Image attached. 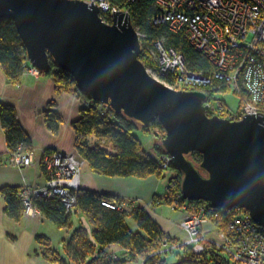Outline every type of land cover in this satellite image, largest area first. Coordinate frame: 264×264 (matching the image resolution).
<instances>
[{"label":"water","instance_id":"water-1","mask_svg":"<svg viewBox=\"0 0 264 264\" xmlns=\"http://www.w3.org/2000/svg\"><path fill=\"white\" fill-rule=\"evenodd\" d=\"M104 10L94 0H0V19L14 22L38 72L52 61L80 93L115 114L146 128L161 123V145L182 172L184 200L247 210L264 227V117L209 116L203 91L171 89L149 73L130 14L114 10L107 23ZM193 153L202 155L198 165Z\"/></svg>","mask_w":264,"mask_h":264},{"label":"trees","instance_id":"trees-1","mask_svg":"<svg viewBox=\"0 0 264 264\" xmlns=\"http://www.w3.org/2000/svg\"><path fill=\"white\" fill-rule=\"evenodd\" d=\"M104 2L108 4L109 9L103 11L101 16L107 23H111V12L114 9L127 11L130 14L131 22L140 35L142 52L139 57L148 70L158 71L157 63L150 55V50H154V44L160 41L166 47L174 48L185 55L187 66L191 71L214 70L210 61L188 44L184 33H170L165 25L154 23V19L160 13L155 0H104ZM0 66L13 83H18L26 69L32 67L27 60L23 41L19 38L14 22L10 19H0ZM45 74L53 79L57 91L71 90V92L80 93L72 76L57 68L52 61L50 70ZM228 88L225 80L213 79L207 87L194 90L203 91L208 96V100L216 101L214 94ZM80 95L84 106L80 110V117L71 125L75 132V149L79 158L83 159L98 175L121 178L133 176L144 178L150 175L162 177L163 170L157 157L164 153L163 145L155 143L153 150L148 151L139 137L135 135V132L139 131L149 132L153 127L163 129L161 123L155 120L151 128L141 127L140 124L129 120L123 114H115L102 103L91 100L86 94L81 93ZM219 101L225 110L220 115L227 117L229 111L225 108V101L221 99ZM238 108L240 109V103ZM209 115L213 113L209 112ZM44 117L46 127L50 131H57L60 128L62 118L57 112L45 111ZM0 126L5 130V141L9 152H15L21 146L25 150L32 149V140L26 135L17 118L16 109L12 105L0 103ZM201 158L202 155L198 153L190 156L195 165L199 164ZM170 167L175 174L169 177L164 197H155V206L157 200L166 205H173L175 208L185 202L181 194L182 172L173 164ZM41 169L44 172L42 166ZM44 173L46 175V172ZM20 193L21 189L18 188H0V195L4 196L6 201L5 213L15 221L21 220L25 211ZM192 202L195 201H190L189 204ZM104 203L112 206L123 202L114 195L79 189L75 209L87 218L93 229L90 233L84 227L74 231L69 239L64 241L65 256L51 246L50 239L40 235L36 236L35 239L43 247L42 257L55 264H126L156 253L165 242L177 241L170 234L164 233L150 213L139 205H129L120 211ZM32 206L55 227L62 229L69 228L71 225L72 211L67 213L57 199L35 197ZM239 211L247 212L244 209L223 208L222 220H216L229 221ZM128 217L132 218L139 231L134 232L130 229L127 224ZM114 245L123 248V253L119 255L120 260L110 258L111 253L107 251V248ZM209 254L212 264H225L215 251H210ZM184 255L180 264H205L207 262V255H203L200 260L187 252ZM144 264L166 263L160 258H149Z\"/></svg>","mask_w":264,"mask_h":264},{"label":"built area","instance_id":"built-area-1","mask_svg":"<svg viewBox=\"0 0 264 264\" xmlns=\"http://www.w3.org/2000/svg\"><path fill=\"white\" fill-rule=\"evenodd\" d=\"M94 1L104 7V11L109 9L104 0ZM155 1L160 13L154 23L165 25L170 33H184L188 44L214 67L211 71L193 72L187 66L185 55L160 41L154 44L157 77L169 88L182 91L207 87L213 79L225 80L228 86H233L240 99V109L230 111L225 118L242 120L245 115L252 114L264 117V0ZM33 69V73L39 75ZM217 104L207 101L208 113L220 115L224 109L220 102ZM23 148L7 151L9 163L19 170L35 164L34 151L26 152ZM81 160L75 152L43 151L39 163L46 172V184L44 187L22 188L20 196L24 201V212L34 214L37 211L32 206L35 197L57 199L67 213L75 209L77 192L82 184ZM157 160L162 168L171 165L172 161L166 153ZM104 204L120 211L128 205L126 202L112 206ZM182 211L185 215L179 221L180 226L189 234L183 244L193 255L208 257L210 251H215L217 254H229L232 264H264V227L256 223L248 212H237L222 229L220 224L214 228L210 224L212 220L223 217V209L215 208L209 202L184 204ZM212 233H216L217 238L211 240L208 235ZM110 258L120 260L117 254L111 253ZM220 260L225 263L221 255Z\"/></svg>","mask_w":264,"mask_h":264},{"label":"crops","instance_id":"crops-1","mask_svg":"<svg viewBox=\"0 0 264 264\" xmlns=\"http://www.w3.org/2000/svg\"><path fill=\"white\" fill-rule=\"evenodd\" d=\"M0 103L15 107L22 128L32 140L37 162L22 170L9 163L5 130L0 126V188L14 187L22 190L25 186L44 187L46 175L38 163L39 158L46 150L76 153L75 132L71 125L80 117V110L84 106L82 100L73 94L58 93L55 83L44 74L34 76L25 72L18 83H13L0 66ZM45 111H55L61 116L62 123L57 131L52 132L46 127ZM138 137L142 144L143 139L147 140L144 134ZM82 171L81 189L114 195L128 205H139L150 213L164 233L178 241L184 239L180 236L183 231L178 226L182 211L174 210L166 204L151 207L156 196L164 197L167 192L168 183L164 180L156 175L144 178L107 177L93 172L87 163ZM5 206V197L0 195V264H55L42 257L43 247L35 238L40 235L50 239L51 246L56 249L54 242H58L60 237L65 239L66 235L62 232L68 228L55 227L38 210L34 214L24 212L19 221L12 220L6 215ZM130 220L134 222L128 217L127 224L134 231ZM107 251L119 256L123 248L114 245L107 248ZM141 261L137 259L126 264H141Z\"/></svg>","mask_w":264,"mask_h":264},{"label":"rangeland","instance_id":"rangeland-1","mask_svg":"<svg viewBox=\"0 0 264 264\" xmlns=\"http://www.w3.org/2000/svg\"><path fill=\"white\" fill-rule=\"evenodd\" d=\"M150 55L151 56H153L154 58H155V62L157 63V56H155V52H154V50L153 49H151L150 50ZM34 68V67H33ZM33 68H31L30 69V67H28V69H26V73H30L31 75H34V76H40V74H44V75H46L47 76V74H45V73H41V72H38L39 73V75H36V74H34L33 72H34V69ZM149 71V73L150 74H152V76H154L155 78H157L160 82H162L163 80L161 79V78H158L157 77V75L155 74V72L154 71H152L151 69L150 70H148ZM47 77H49V76H47ZM50 78V77H49ZM50 79H52V78H50ZM52 81H53V79H52ZM53 83H54V81H53ZM55 89H56V86H55ZM174 89H176V88H174ZM177 90H179V89H177ZM194 91H196V90H194ZM58 93H68V94H73V95H75L78 99H81V93H79V92H77V91H75V92H71V90L70 91H63V92H59V91H57ZM214 98H215V100L216 101H210V100H208L210 103H213V104H217V103H219L218 102V100H224L225 101V108L230 112V111H236V110H238L239 108V103H240V99H239V97L235 94V92H234V89H233V86H230L229 85V88L227 89V90H225V91H218V92H216L215 94H214ZM218 105V104H217ZM225 112V110H223V111H221L220 112V114H223ZM208 115H209V113H208ZM210 116V115H209ZM212 116V115H211ZM218 116H221V115H218ZM221 117H223V116H221ZM225 118V117H224ZM232 120H234L233 118H231ZM152 127V126H151ZM150 127V128H151ZM141 132V131H140ZM142 133L144 134V135H146V139L147 140H145V139H143L144 141V143L142 144L148 151L149 150H153V148H154V144L155 143H162V141L165 139V137H166V134H165V130L164 129H159V128H157V127H153V128H151L150 130H149V132H143L142 131ZM142 133H139V132H135V134L136 135H138V136H142L143 134ZM33 149H31V150H28L27 149V151H32ZM8 151V150H7ZM26 151V150H25ZM26 151V152H27ZM9 158V157H8ZM78 159L79 160H81L80 158H79V156H78ZM82 161V160H81ZM34 162H35V164L37 163L36 161H35V155H34ZM83 162V164L81 165V169H80V171H81V178H82V173H83V169H84V167H85V165H86V163H85V161H82ZM39 163V162H38ZM198 164V163H197ZM196 164V165H197ZM39 165H40V163H39ZM162 170H163V175H162V177H159L158 176V178H160V179H162V180H164L166 183H168V180L170 179L169 177H171V176H173L175 173H174V171L171 169V167H170V165L169 166H166V167H163L162 168ZM157 176V175H156ZM81 178H80V180H81ZM193 201V200H192ZM154 200H153V202H152V208L153 207H157L158 205H161V204H163L160 200H157V202H156V206L154 205ZM193 203V202H192ZM184 204H189V201H186L185 200V202L184 203H182V204H180L179 205V207L178 208H175L173 205H169L171 208H173L174 210H180V211H182V208H183V206H184ZM127 206H129V205H125V207H127ZM189 207V206H188ZM238 209V208H237ZM241 210V209H240ZM245 211H247V210H245ZM248 212V211H247ZM182 216H181V218H180V220L182 219V217H184V215H185V213L182 211ZM238 213H245L244 211H239ZM26 214H28V213H26ZM72 215H73V217H72V223H71V225L69 226V228L68 229H65V230H63V232H62V234L64 235H66V237H64L65 239H61V237H60V239L58 240V242H54V246L56 247V249H58L59 251H60V253L62 254V256H64V251H63V249H62V247H63V245H64V241L65 240H67V237H68V235L69 234H72L74 231H76V230H78V229H80V227H84L89 233L91 232V230L93 229V226H91L90 224H89V222H88V220H87V218L83 215V214H81L80 212L79 213H77V211H76V209H73L72 210ZM218 219V218H217ZM219 219H221L222 220V217H219ZM179 220V221H180ZM130 223L132 224V228L134 229V231L136 230V231H139V229H138V227H137V225L136 224H134V222H131V220H130ZM217 224H220V226L222 227V229L224 228V227H226L228 224H229V221H223V222H219L218 220L217 221H215V220H212L211 221V224H210V226L212 227V228H214V226L216 227V225ZM178 226H179V228L183 231V233H180V236H181V238L183 239V240H180V241H176V242H173V243H163V246L156 252V255H155V253H153V254H150V255H148V257L147 258H144V259H141L142 261H141V264H143V262H144V260H148L149 258L151 259H154V258H160L161 260H164L165 261V263L166 264H170V263H172V262H178V261H181V259H184V257H185V252H187V253H190L191 255H193V253H191V251H190V248L188 247V246H186L185 244H183V241H186V240H188V238H189V234L187 233V232H185V230L180 226V222H179V224H178ZM62 234H60V236L62 235ZM59 235V234H58ZM208 237L212 240V238L214 239V238H217V235H216V233L214 234V233H212V234H209L208 235ZM57 239V238H56ZM206 247H207V245H206ZM164 249H169L168 251H165L164 253H161L160 251L161 250H164ZM218 254H220L221 255V257L224 259V262H225V264H232V259H231V257L229 256V254H224V253H222V252H219ZM197 259L199 258V260L203 257V256H196V255H194ZM210 259H211V256L210 255H208V257H207V261L209 262V264H212V262L210 261ZM145 261V262H146Z\"/></svg>","mask_w":264,"mask_h":264}]
</instances>
